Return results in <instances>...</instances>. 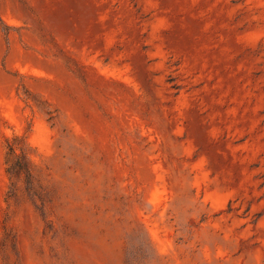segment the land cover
<instances>
[{
    "label": "rangeland",
    "instance_id": "374dc122",
    "mask_svg": "<svg viewBox=\"0 0 264 264\" xmlns=\"http://www.w3.org/2000/svg\"><path fill=\"white\" fill-rule=\"evenodd\" d=\"M0 264H264V0H0Z\"/></svg>",
    "mask_w": 264,
    "mask_h": 264
},
{
    "label": "trees",
    "instance_id": "16d2710c",
    "mask_svg": "<svg viewBox=\"0 0 264 264\" xmlns=\"http://www.w3.org/2000/svg\"><path fill=\"white\" fill-rule=\"evenodd\" d=\"M8 149H9V155H11L9 158H7V163L9 165V168L7 169L8 173L10 174H26L28 175L30 172V166L27 162L26 156L23 153H17L15 148L13 147L10 142H8ZM12 154H14L12 156Z\"/></svg>",
    "mask_w": 264,
    "mask_h": 264
}]
</instances>
